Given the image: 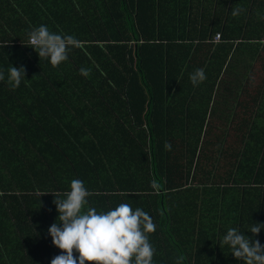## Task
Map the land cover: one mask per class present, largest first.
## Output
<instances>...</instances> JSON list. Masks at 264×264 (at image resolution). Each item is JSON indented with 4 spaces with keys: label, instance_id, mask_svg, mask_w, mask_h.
<instances>
[{
    "label": "trees",
    "instance_id": "1",
    "mask_svg": "<svg viewBox=\"0 0 264 264\" xmlns=\"http://www.w3.org/2000/svg\"><path fill=\"white\" fill-rule=\"evenodd\" d=\"M191 4L0 0V264H51L61 254L47 230L59 223L53 195L64 198L73 179L91 193L86 207L128 203L151 216L152 264L181 255V264H244L222 243L230 227L264 245V228L249 231L264 224V85L259 100L213 116L224 57L212 51L225 44L205 32L193 43ZM40 25L81 47L52 67L27 44ZM10 66L25 68L14 90ZM198 68L206 79L193 86Z\"/></svg>",
    "mask_w": 264,
    "mask_h": 264
},
{
    "label": "clouds",
    "instance_id": "2",
    "mask_svg": "<svg viewBox=\"0 0 264 264\" xmlns=\"http://www.w3.org/2000/svg\"><path fill=\"white\" fill-rule=\"evenodd\" d=\"M243 11L236 7L231 10V15L237 17ZM27 35L28 43L39 59L48 60L52 67H58L68 59L70 48L81 47V42L73 35L52 32L46 25L32 29ZM79 72L88 77L91 69L82 67ZM4 79V72L0 71V81ZM24 79L23 66L9 67L8 83L13 90ZM189 79L193 86L198 85L206 79L204 70L196 69ZM164 148L171 151L172 146L165 142ZM151 186L158 187L155 181ZM90 194L84 182L78 179L70 182V190L62 194L64 198L60 193L52 194L59 223L56 220L47 232L61 254L55 256L51 264H152L155 249L148 234L155 232L156 225L151 216L141 208L133 210L128 203H120L107 212H98L95 207H86V198ZM262 228L264 224L253 223L249 231L256 236ZM222 243L228 245L232 256L244 264H264V245L245 236L238 228L230 227ZM74 251L78 255L74 256ZM184 259L183 255L179 256L177 264Z\"/></svg>",
    "mask_w": 264,
    "mask_h": 264
},
{
    "label": "crops",
    "instance_id": "3",
    "mask_svg": "<svg viewBox=\"0 0 264 264\" xmlns=\"http://www.w3.org/2000/svg\"><path fill=\"white\" fill-rule=\"evenodd\" d=\"M247 1L249 7L245 8ZM236 7L244 11L233 17L231 10ZM190 13L193 27L190 28V34L187 33L189 29L186 27L185 34H189L194 40L196 35H202L204 32L208 33L210 38L219 33L218 43L225 44L224 48L209 50L210 57L212 53H216L217 61L224 57L216 83L225 89L210 94L212 103L209 107L212 106L214 111L231 113L241 110L244 101L259 100L263 96L261 86L264 85V39L256 40L254 36L262 34V28L259 27L260 23L264 22V0H192ZM185 30H181L180 34H184ZM243 34L246 39L239 37ZM193 43L198 42L194 40ZM205 51L204 47H198L195 58L202 59ZM235 101L239 102V105L234 103ZM257 106L252 110L255 111Z\"/></svg>",
    "mask_w": 264,
    "mask_h": 264
},
{
    "label": "rangeland",
    "instance_id": "4",
    "mask_svg": "<svg viewBox=\"0 0 264 264\" xmlns=\"http://www.w3.org/2000/svg\"><path fill=\"white\" fill-rule=\"evenodd\" d=\"M232 88V87H231ZM230 88V89H231ZM199 90L201 89V88H198ZM229 89V90H230ZM220 91H225V89L224 88H222V86H220V84L219 83H216L215 84V91L214 92H220ZM220 112V111H219ZM218 113V111H213V116H216V114ZM217 129H219V130H223V131H225V130H230V128H227V127H221V126H217Z\"/></svg>",
    "mask_w": 264,
    "mask_h": 264
},
{
    "label": "built area",
    "instance_id": "5",
    "mask_svg": "<svg viewBox=\"0 0 264 264\" xmlns=\"http://www.w3.org/2000/svg\"><path fill=\"white\" fill-rule=\"evenodd\" d=\"M206 41L210 42L212 44H216V43H218L220 41V34L219 33H215V34H213V36L210 39H208ZM27 44L29 45L28 39H27Z\"/></svg>",
    "mask_w": 264,
    "mask_h": 264
}]
</instances>
